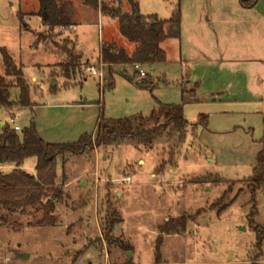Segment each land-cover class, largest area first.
<instances>
[{"label": "rangeland", "instance_id": "obj_1", "mask_svg": "<svg viewBox=\"0 0 264 264\" xmlns=\"http://www.w3.org/2000/svg\"><path fill=\"white\" fill-rule=\"evenodd\" d=\"M132 1L141 15L162 20L179 2L180 38L161 44L166 61L156 70L142 65L146 78L127 65L101 82L85 64L99 68L103 44L129 55L135 49L116 19L90 11L76 31L49 32L35 16L38 0H0V49L21 67L30 103L0 107V122L19 136L34 127L45 143L73 144L93 136L101 118L149 117L160 105L181 106L190 124L179 143L166 133L152 146L123 143L71 157L64 167L58 161L54 225L42 224L41 208L0 209V264H264L248 218L249 179L264 148V0L251 9L239 0ZM65 38L83 55L69 79L55 47ZM19 99L11 88L10 101ZM35 166L29 158L22 170L35 176ZM13 169L0 165L3 174ZM255 202V222L264 224L262 190ZM109 217L118 220L110 244L102 234Z\"/></svg>", "mask_w": 264, "mask_h": 264}, {"label": "trees", "instance_id": "obj_2", "mask_svg": "<svg viewBox=\"0 0 264 264\" xmlns=\"http://www.w3.org/2000/svg\"><path fill=\"white\" fill-rule=\"evenodd\" d=\"M81 1L84 6L99 10L102 14L116 19L120 34L135 45L134 51L129 55L124 48L118 47L115 43L103 44L100 63L103 64L107 78L112 79L114 67L122 70L127 65L156 66L164 63L166 55L161 44L169 38H180L179 7L170 20L162 21L156 15L137 17L138 6L132 1H130V12H123L119 1L111 4H105L99 0ZM257 1L239 0L240 6L244 9L253 8ZM38 3L39 9L35 16L41 19L47 31L54 32L57 28L73 27L75 10L71 1L38 0ZM70 44L69 38L63 39L60 47L57 43L55 44V47L66 56L61 69L68 79L82 66L80 55L76 53L75 46ZM0 53L5 67V76L0 77V107L6 109L29 107V89L21 67L16 65L6 49H0ZM11 88H17L20 91V99L17 103L10 101ZM206 120V116H200L198 124L206 126ZM147 125L153 126L147 127ZM189 126L190 124L183 116L182 107L175 105H160L157 113L153 112L149 117L139 116L132 120L109 123L101 118L97 122L93 136L84 135L73 144L45 143L34 127L25 130L22 136H19L18 130L5 124L0 130V165H13L14 169L9 174L0 172V209L24 214L29 209L41 208L44 213L42 224L52 226L55 223L53 217L55 203L62 197V191L56 185L58 161L64 167L71 157L85 155L100 147L123 143L134 145L135 148L146 144L152 146L158 136L166 133L175 134L179 143ZM29 158L36 159L35 176L22 170L25 161ZM248 189L252 195V209L248 218L255 233V248L264 257V224L255 222L258 215L255 196L260 190L264 195V148L257 156ZM117 222L118 220L111 217L105 220L102 234L105 235L108 244L113 241L110 235L113 234ZM171 227L174 226L171 225Z\"/></svg>", "mask_w": 264, "mask_h": 264}, {"label": "crops", "instance_id": "obj_3", "mask_svg": "<svg viewBox=\"0 0 264 264\" xmlns=\"http://www.w3.org/2000/svg\"><path fill=\"white\" fill-rule=\"evenodd\" d=\"M68 1V0H67ZM69 1H71L72 3H74L73 4V6H74V10H75V17H74V19H76L77 17H80V22H75L74 21V19H73V29H74V31H76V25L78 24V23H88L86 20H87V18H86V14L88 13V12H90V11H93V12H100L99 10H93V9H91V8H88V7H86V6H84V4L82 3V1L80 0V1H78V2H75V0H69ZM114 1H119L120 2V4H121V8H122V11L123 12H130V1H132V0H129L127 3H125L126 4V7H127V9L126 10H124V7H122V1L123 0H106V1H103V0H99V2H102V3H105V4H111V3H113ZM180 1V0H179ZM132 2H134V1H132ZM135 3V2H134ZM137 4V3H136ZM137 6H138V4H137ZM177 7H179V9H180V4H179V2H178V5L176 6V8L174 9V11H173V13L175 12V10L177 9ZM173 13H172V15H173ZM180 13H181V10H180ZM138 14H139V16L141 15L139 12H138ZM148 15H156V14H148ZM148 15H145V16H148ZM172 15H171V17H172ZM141 16H143V15H141ZM157 16V15H156ZM138 17V16H137ZM158 17V16H157ZM159 18V17H158ZM160 19V18H159ZM171 19V18H170ZM170 19H167V20H162V19H160V20H162V21H168V20H170ZM86 21V22H85ZM181 21H182V17H181ZM195 22H196V19H195ZM197 24H199V21H197ZM181 25H182V22H181ZM198 26H200V25H198ZM46 28V27H45ZM205 31V30H204ZM67 39V38H66ZM69 40H70V38H69ZM72 42V41H71ZM75 50L78 52V48H77V46H75ZM80 57L82 58L83 57V55H80ZM97 61H99L100 62V56H99V58H98V60ZM159 65V64H158ZM158 65H156V66H154V67H156L155 68V70L157 69V67H158ZM85 66H90V63H87V64H85ZM93 67V66H92ZM113 70H114V72L117 70H121L120 68H118V67H114L113 68ZM124 72L122 71V73L121 74H123ZM104 77L105 78H107V73H106V71H104ZM6 124V123H5Z\"/></svg>", "mask_w": 264, "mask_h": 264}, {"label": "built area", "instance_id": "obj_4", "mask_svg": "<svg viewBox=\"0 0 264 264\" xmlns=\"http://www.w3.org/2000/svg\"><path fill=\"white\" fill-rule=\"evenodd\" d=\"M61 30L66 31V32H70L74 29H73V27H67V28L62 27ZM133 67H134V70L137 72L140 79L146 78L147 75H146V72L143 70L142 65L135 64V65H133ZM86 71L89 74V76L99 78L100 81L103 82L104 69H103L102 63H100L99 68L88 66V67H86ZM11 122H13V120H11ZM16 130H18V129L16 128ZM126 181L128 182L129 179H127Z\"/></svg>", "mask_w": 264, "mask_h": 264}, {"label": "water", "instance_id": "obj_5", "mask_svg": "<svg viewBox=\"0 0 264 264\" xmlns=\"http://www.w3.org/2000/svg\"><path fill=\"white\" fill-rule=\"evenodd\" d=\"M136 16H139V14L137 13ZM155 68H156V67H154V66H150V70H151V71H152V70H155ZM4 126H5V122H4V121H3V122H0V127L3 128ZM19 257H20L21 259H27L29 256L23 254V255H19Z\"/></svg>", "mask_w": 264, "mask_h": 264}]
</instances>
